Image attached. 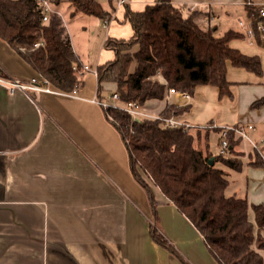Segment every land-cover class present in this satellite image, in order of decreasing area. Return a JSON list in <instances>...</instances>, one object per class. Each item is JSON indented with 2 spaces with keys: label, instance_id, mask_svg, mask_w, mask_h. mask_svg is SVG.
Segmentation results:
<instances>
[{
  "label": "crops",
  "instance_id": "0c3cea01",
  "mask_svg": "<svg viewBox=\"0 0 264 264\" xmlns=\"http://www.w3.org/2000/svg\"><path fill=\"white\" fill-rule=\"evenodd\" d=\"M155 2L130 0L129 5L133 11H142ZM172 3L182 8L185 16L199 11L198 25L204 30L215 28L223 35L229 30L242 32L241 28L231 27L229 21L242 14L248 17L246 4L258 7L264 0H172ZM124 11L116 12L114 19L131 27L124 20ZM109 23L105 26L108 30ZM115 30L120 34L119 27ZM132 35L131 27L126 36ZM230 45L246 55L259 56L263 75L258 77L228 62L231 95L220 97L217 87L198 86L189 104L190 111L182 119L189 124L213 123L216 128L251 125L254 127L248 130L251 138L250 134L256 133L260 126L258 138L262 140L260 143L252 140L262 150L264 107L240 114L243 96L239 90L238 97L235 96V87L256 85L246 96L248 105L264 97V47L250 45L246 38L235 39ZM72 48L81 63L92 69L115 57L114 54L112 59L93 64L81 59L73 45ZM0 76L42 81L2 39ZM104 87L116 88L112 84ZM207 88L215 92L209 94ZM97 89L94 73L84 76L83 87L76 93L54 89L10 94L0 85V264H183L152 238L155 221L147 194L132 176L129 153L120 133L96 102ZM215 94L222 108L229 107L236 116L233 125L220 117H210L204 124L195 121L197 113L207 105L206 95ZM177 102L176 96L167 95L164 100L148 101L142 110L157 116L168 103ZM157 103L162 107L155 113ZM251 147V143L242 140L235 152H247ZM225 170L229 173V195L247 198L249 218L257 228L251 207L264 203V199H255L256 193H264V166L256 167L249 162L241 171ZM238 177H242V187L236 185ZM155 195L161 202L157 209L158 230L181 256L189 264H219L193 223L176 206L166 203L159 190Z\"/></svg>",
  "mask_w": 264,
  "mask_h": 264
},
{
  "label": "trees",
  "instance_id": "16d2710c",
  "mask_svg": "<svg viewBox=\"0 0 264 264\" xmlns=\"http://www.w3.org/2000/svg\"><path fill=\"white\" fill-rule=\"evenodd\" d=\"M57 10L71 9L70 19L91 15L111 19L116 13L113 0L106 10L97 0H50ZM124 20L130 23L129 39L108 37L106 49L113 60L97 66L98 99L118 94L123 104L136 102L143 107L151 100H164L170 88L194 95L201 85L215 86L220 97L231 95L227 64L263 75L257 55H246L230 42L244 39L243 32L229 30L219 35L215 28L204 30L196 22L197 12L185 16L172 0H156L142 11L124 5ZM248 16L257 7L246 4ZM0 39L5 41L36 73L63 93L83 87L84 77L74 71L82 63L76 56L66 26L53 14L47 22L38 0H0ZM42 45L36 47V43ZM116 88L108 94L105 85ZM264 107V97L251 104L252 110ZM190 105L168 103L160 116H183ZM106 118L120 133L130 158V170L147 194L154 225V241L189 264L158 230V206L155 191L166 203L173 204L203 236L206 246L219 264H264V203L251 208L255 224L249 218L250 205L245 197L229 195V173L241 171L243 163L235 152L242 141L228 134L229 154L210 151L212 131L165 127L159 120L135 119L126 112L109 107ZM219 135L221 131L213 130ZM219 143V142H218ZM264 166V161L251 163Z\"/></svg>",
  "mask_w": 264,
  "mask_h": 264
},
{
  "label": "rangeland",
  "instance_id": "374dc122",
  "mask_svg": "<svg viewBox=\"0 0 264 264\" xmlns=\"http://www.w3.org/2000/svg\"><path fill=\"white\" fill-rule=\"evenodd\" d=\"M97 1L101 3L104 9L110 10L111 8L110 0H97ZM113 5L117 9L116 10L117 13H120L124 9V6H119L117 4V0H113ZM60 12L62 13L65 19V22L67 25L66 30L69 34L72 45L74 46V48L80 55L81 59L88 60L89 62L93 64H96L98 61H106L114 57V52L110 49H106L104 46L107 36L112 37V38H115V37H122L125 39L130 38V36H126V34H127V30L131 32V27L125 23H120L117 19H114L115 14L112 16L111 19H108L109 21L113 19L109 23L111 27H110V30H108V27H105L106 25L104 24L103 20L100 19L99 17L91 16V15H81V17L71 20L70 19L71 9H68L67 6L62 8ZM197 13H198V16L196 18L198 20L200 18V12L197 11ZM239 19H241L245 24L248 23V17L242 14L240 16H236L234 19L229 21L230 23L229 25H231V27H233L234 29L241 28L238 25ZM118 27L121 30V32H119L120 34H118L115 30ZM115 33H117V35ZM254 46H257V45H254ZM256 88H257L256 85H253V84L252 85H237L235 87V96L238 97L237 95H239V91L242 93V96H243V99L241 100V103H240L241 104L240 114H244L248 111H251V112L253 111L251 109V103L249 105L246 104L247 103L246 96L249 95L251 92H253ZM112 91L113 89H109L108 94L111 95ZM207 92L209 94H213L212 92H215V91H213V89L211 88H207ZM206 96L207 97L205 98L207 101V105L203 107V110L197 113V118L195 119V121L197 123L204 124V121L209 119L210 117L211 118L220 117L221 121H224L226 124L233 125L236 119V116L232 114L230 108L228 107V108L223 109L222 106L220 105L222 103H218V97L216 96V94L215 96L211 95V97L209 95H206ZM108 101L111 102V99H108ZM159 107H162V105L159 104L158 107L154 109L153 111L155 113H158L160 110ZM246 122H247V119H244L243 123H246ZM191 126H193L191 131L195 133V131L198 129L202 131L203 136L205 135L206 130L212 131L210 135V140H209L210 151L213 154H217L219 135L217 133H214L213 130L217 129V132H218L221 130V128L219 127L216 128V126L213 123H208L206 125L191 124ZM261 130H262V127L259 126L257 127L256 133L250 134L252 138L254 139V141H258V143H260V141L262 140L258 138V136H260L261 134ZM236 153L240 156L243 166L248 164L249 162L252 163L258 160L264 161L263 160L264 149L261 150L260 148L258 149L252 146L251 149H249V151L247 152L237 151ZM241 178L240 177L236 178L237 180L236 185L238 187L243 186ZM230 190L231 189L227 191V194L231 193ZM255 195H257L256 196L257 198H255L257 200L264 199V193L262 192H258Z\"/></svg>",
  "mask_w": 264,
  "mask_h": 264
},
{
  "label": "built area",
  "instance_id": "2783aa9c",
  "mask_svg": "<svg viewBox=\"0 0 264 264\" xmlns=\"http://www.w3.org/2000/svg\"><path fill=\"white\" fill-rule=\"evenodd\" d=\"M39 5L41 7L43 21L47 22L51 15L57 14L65 24V19L62 13L57 10L50 0H38ZM130 0H117V4L119 6H124L129 3ZM104 24L107 25L109 23L108 19H104ZM239 26L242 29L244 34V38L247 39L250 45H257L260 47H264V4L257 7V12L248 16V23L245 24L242 20L239 21ZM42 45V43L38 42L35 44L36 47ZM74 71L79 77H84L87 73H94L97 75L96 69H92L87 64H82L81 66L75 65L73 67ZM0 85L5 87L10 94H13L17 91H22L26 93L31 92H53V88L50 83L46 80L41 82L37 80L31 81H22L20 79H13L4 76H0ZM74 91L72 93H76ZM167 95L176 96L178 102L175 104L177 106H185L189 105L192 101V94L186 91H180L174 88H170L168 90ZM111 99V102L108 101ZM108 99H97L96 102L105 110L109 107L118 108L127 114L131 115L135 119L139 118H147L153 120H159L165 127L178 129H192L193 126L191 124L185 122L181 116L172 115L169 117H162L160 115L153 116L143 112L142 107L139 106L136 102L123 104L120 102V97L118 94H114L109 96ZM120 103V104H119ZM248 130H254V127L249 125L247 127L244 126H224L221 128L220 140L218 144V154L219 155H228L229 154V140L228 134L233 132L236 137L241 138L252 144L253 147L258 148V145L252 140V138L248 135ZM264 159V158H263Z\"/></svg>",
  "mask_w": 264,
  "mask_h": 264
}]
</instances>
